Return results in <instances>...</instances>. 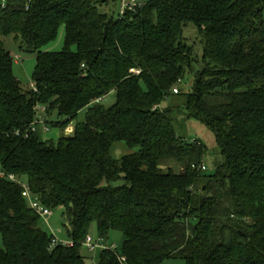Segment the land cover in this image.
Masks as SVG:
<instances>
[{"label": "trees", "instance_id": "obj_1", "mask_svg": "<svg viewBox=\"0 0 264 264\" xmlns=\"http://www.w3.org/2000/svg\"><path fill=\"white\" fill-rule=\"evenodd\" d=\"M108 8L109 0H0V264H86L94 224L104 243L123 234L97 264H264V0ZM61 26L64 50L41 51ZM8 35L36 54L32 89L14 74ZM39 112L48 129L54 116L63 131L85 119L47 142ZM178 118L215 134L214 172L208 147L180 135ZM120 142L136 151L115 159ZM10 175L46 207L63 208L72 245L51 246Z\"/></svg>", "mask_w": 264, "mask_h": 264}, {"label": "rangeland", "instance_id": "obj_2", "mask_svg": "<svg viewBox=\"0 0 264 264\" xmlns=\"http://www.w3.org/2000/svg\"><path fill=\"white\" fill-rule=\"evenodd\" d=\"M139 1H148V0H139ZM122 0H109V8L107 11L111 14L118 15L121 12L122 8ZM194 26L192 30H196ZM194 32V31H193ZM197 32V31H196ZM196 34V33H195ZM193 43L196 41L197 37L192 34ZM65 39H66V30L64 26L59 28L57 37L54 41L48 43L44 47H42L41 51L43 52H61L65 48ZM191 39V38H190ZM199 39V38H198ZM4 42V46L7 51H9L14 58V74L21 81L23 87L25 89L33 88V73L36 67V54L28 53L23 48V43L20 38H16L15 35H8L2 38ZM73 51L76 50V47L72 48ZM198 48V52H199ZM192 83V76L188 75L185 82L183 83L182 90L184 92H188ZM116 98L115 94L112 93L103 99L102 103L105 106H111L115 103ZM173 101V100H172ZM172 101H168L162 105V107H168L172 105ZM39 116H41V124L37 126V133L41 140L47 142L57 143L59 138L62 135H71L74 130V126L77 122H82L85 119V113H81L78 117V120L73 123V126L69 127L66 131L58 127L51 126L52 122H63L64 119H59V117L54 116L51 120H48L50 123L49 129L46 127V118L45 115L39 112ZM176 129L178 133L184 136L187 139H198L203 142L208 147V157L206 159L207 171L208 173H212L215 171L217 163L222 160L220 149L216 142L215 134L210 131L203 123L195 120H182L178 118L176 120ZM136 149L130 148L126 143L120 142L116 143L112 149V156L115 159H120L125 155H129L134 153ZM176 171L179 170L177 165L173 166ZM2 171V166L0 165V172ZM53 215L48 220L41 219L40 227L44 229L49 235L56 236L57 239L61 243H65L68 241V237L66 234L65 224L66 219L64 216L63 208L53 209ZM89 235L93 237L94 240H99L98 231L96 225L94 224L89 232ZM123 242V234L118 231H112L105 240V244L112 246L116 245L118 247L121 246ZM82 255L86 259V264H97L98 258L101 253V249H95L93 251L89 250L86 246H83L81 249ZM162 264H187L186 260L177 258V259H167Z\"/></svg>", "mask_w": 264, "mask_h": 264}, {"label": "built area", "instance_id": "obj_3", "mask_svg": "<svg viewBox=\"0 0 264 264\" xmlns=\"http://www.w3.org/2000/svg\"><path fill=\"white\" fill-rule=\"evenodd\" d=\"M122 8H121V14L123 15L124 12L126 10H134V8L140 4L139 0H122ZM136 74H139V71H133ZM174 93H178V90L175 89ZM39 110H41L42 112H45L46 109L44 107H39ZM6 177V175L1 171L0 172V178H4ZM8 178L12 181H16L18 182L24 189V197L27 200V203L29 205V207L36 212L37 215L40 216L41 219L44 220H48L49 218L52 217L53 215V209L46 207L45 205H43L37 198H35L28 186L27 183L18 181L17 178L14 175H10L8 176ZM59 244H64V245H72L73 243L68 239L67 242L65 243H61L56 236H53L52 242H51V246L52 247H56ZM84 245L91 251L95 250V249H109V250H116L117 246L116 245H106L102 240H94L93 237H91L90 235L87 237L86 242L84 243ZM122 264H125L126 259L121 257L120 258Z\"/></svg>", "mask_w": 264, "mask_h": 264}, {"label": "crops", "instance_id": "obj_4", "mask_svg": "<svg viewBox=\"0 0 264 264\" xmlns=\"http://www.w3.org/2000/svg\"><path fill=\"white\" fill-rule=\"evenodd\" d=\"M73 126V125H72Z\"/></svg>", "mask_w": 264, "mask_h": 264}]
</instances>
